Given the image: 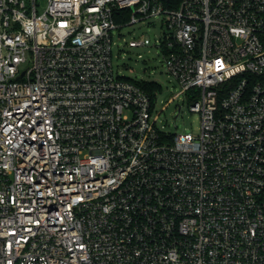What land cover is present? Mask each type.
<instances>
[{
    "label": "built area",
    "instance_id": "obj_1",
    "mask_svg": "<svg viewBox=\"0 0 264 264\" xmlns=\"http://www.w3.org/2000/svg\"><path fill=\"white\" fill-rule=\"evenodd\" d=\"M157 18L197 135L114 69ZM0 264H264V0H0Z\"/></svg>",
    "mask_w": 264,
    "mask_h": 264
},
{
    "label": "rangeland",
    "instance_id": "obj_2",
    "mask_svg": "<svg viewBox=\"0 0 264 264\" xmlns=\"http://www.w3.org/2000/svg\"><path fill=\"white\" fill-rule=\"evenodd\" d=\"M38 1L42 10L45 0ZM166 32L167 27L159 18L114 30L113 66L119 76L152 82L160 87L153 114L154 117L159 115V129L170 134L197 135L200 117L191 112V101L184 95L171 101L182 88L166 70V56L160 48V41ZM133 40L143 41L145 46L129 47L128 43ZM179 106L182 107L181 112Z\"/></svg>",
    "mask_w": 264,
    "mask_h": 264
},
{
    "label": "trees",
    "instance_id": "obj_3",
    "mask_svg": "<svg viewBox=\"0 0 264 264\" xmlns=\"http://www.w3.org/2000/svg\"><path fill=\"white\" fill-rule=\"evenodd\" d=\"M176 4V2H175ZM131 81L137 83L138 85H140L141 87L147 89L149 92H153L155 91L158 86L155 84V83H152V82H148V81H135V80H132Z\"/></svg>",
    "mask_w": 264,
    "mask_h": 264
}]
</instances>
